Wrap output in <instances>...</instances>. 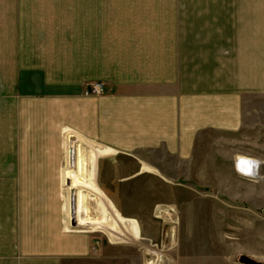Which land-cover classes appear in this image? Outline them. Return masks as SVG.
Returning a JSON list of instances; mask_svg holds the SVG:
<instances>
[{
	"label": "crops",
	"instance_id": "1",
	"mask_svg": "<svg viewBox=\"0 0 264 264\" xmlns=\"http://www.w3.org/2000/svg\"><path fill=\"white\" fill-rule=\"evenodd\" d=\"M25 1L73 2L0 9ZM74 1L81 12H19V89H0V264H103L65 231L66 132L103 146L97 186L121 202L113 194L129 187L193 176L217 134L247 129L254 101L264 119V0ZM250 158L264 178V158Z\"/></svg>",
	"mask_w": 264,
	"mask_h": 264
},
{
	"label": "rangeland",
	"instance_id": "2",
	"mask_svg": "<svg viewBox=\"0 0 264 264\" xmlns=\"http://www.w3.org/2000/svg\"><path fill=\"white\" fill-rule=\"evenodd\" d=\"M40 2L52 5L25 1L29 7L18 12L0 9V89H19V12H81L80 3L74 0L72 8L65 2H54L52 9ZM251 108L247 129L217 134L214 143L210 142L200 153V168L192 170L193 176L187 170L184 174L178 171L174 176L160 177L166 186L158 187V192L147 188L135 192L137 187H129L130 192L113 194L126 199L112 201L120 213L137 224L122 217L109 199L111 195L108 197L97 186L94 164L103 146L80 134L69 139L74 131L66 132L68 158L64 168L70 167V142L73 149L76 146L85 153L77 163L81 169L88 156V180L95 191H81L82 195H89L85 211L89 219L83 217L82 224H78L70 201L74 184L70 169L66 174L65 168L58 195L65 231L87 239L95 249V260L103 264H243L242 255L264 264V178H260V173L255 178L243 176L236 168L237 155L227 158V152L236 149V153L243 154L238 156L241 158H264V119L255 115V101ZM160 157L169 164L179 163L165 154ZM205 164L208 169L202 167ZM134 225L138 227L137 236L133 234Z\"/></svg>",
	"mask_w": 264,
	"mask_h": 264
},
{
	"label": "bare ground",
	"instance_id": "3",
	"mask_svg": "<svg viewBox=\"0 0 264 264\" xmlns=\"http://www.w3.org/2000/svg\"><path fill=\"white\" fill-rule=\"evenodd\" d=\"M74 154L76 156L75 161H74V197L72 198V203L75 207V213L73 214L74 219L76 218L78 220V224H82V219L83 217L87 220L89 219V214H86L85 211H88L87 209V200H88V194L85 195V192H93L95 191L93 188V186L91 185L90 181L88 180V169L87 168V160H88V156L86 155L85 159V164L82 167L83 169H81V166H78L77 163L78 161L81 159L80 156L81 155H85L83 150H80L79 147L74 148ZM240 159V161H238V165L236 166L237 169L241 172V174L247 176H250L249 174H253L254 178L257 177L259 174V165H257L256 163L250 162L248 163V166L243 165L241 162L249 159V158H241L238 157L236 159V161ZM255 161V160H254ZM256 164V165H254ZM92 174V173H91ZM253 177V176H251ZM249 178V177H248ZM92 179V177H91ZM92 182V180H91ZM85 191L83 193V195L81 194V191ZM91 194V193H90ZM87 199V200H86ZM79 218V219H78ZM130 222H132V220H128ZM85 222V221H84ZM83 222V224H84ZM134 222V221H133ZM100 225V224H99ZM110 226V225H109ZM134 231V235H138V227L137 225H134L133 228ZM148 264H152V263H148Z\"/></svg>",
	"mask_w": 264,
	"mask_h": 264
},
{
	"label": "built area",
	"instance_id": "4",
	"mask_svg": "<svg viewBox=\"0 0 264 264\" xmlns=\"http://www.w3.org/2000/svg\"><path fill=\"white\" fill-rule=\"evenodd\" d=\"M101 89H102V86H101V84L100 83H95L94 84V86H93V89H92V91L94 92V93H98V92H100L101 91ZM238 161H240V159H238L237 161H236V166L238 165ZM249 161L250 162H253V163H256L257 165H259V161L258 160H253V158H249V159H246V160H244V161H242L241 163L243 164V165H246V166H248V163H249ZM256 164H254V165H256ZM237 168V167H236ZM238 170V169H237ZM238 172L241 174V172L238 170ZM243 175V174H242ZM250 176H247V177H249V178H254V175L253 174H249ZM243 176H245V175H243ZM251 176H253V177H251ZM246 177V176H245Z\"/></svg>",
	"mask_w": 264,
	"mask_h": 264
},
{
	"label": "water",
	"instance_id": "5",
	"mask_svg": "<svg viewBox=\"0 0 264 264\" xmlns=\"http://www.w3.org/2000/svg\"><path fill=\"white\" fill-rule=\"evenodd\" d=\"M240 262L243 264H261V262H258L247 255H242L240 257Z\"/></svg>",
	"mask_w": 264,
	"mask_h": 264
}]
</instances>
